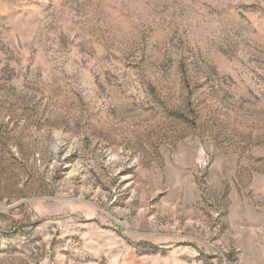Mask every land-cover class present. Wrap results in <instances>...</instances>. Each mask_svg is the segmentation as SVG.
<instances>
[{
	"label": "rangeland",
	"instance_id": "obj_1",
	"mask_svg": "<svg viewBox=\"0 0 264 264\" xmlns=\"http://www.w3.org/2000/svg\"><path fill=\"white\" fill-rule=\"evenodd\" d=\"M0 264H264V0H0Z\"/></svg>",
	"mask_w": 264,
	"mask_h": 264
}]
</instances>
